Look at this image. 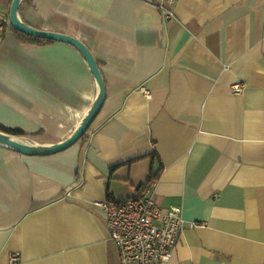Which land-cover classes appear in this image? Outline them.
Segmentation results:
<instances>
[{"label":"crops","instance_id":"0c3cea01","mask_svg":"<svg viewBox=\"0 0 264 264\" xmlns=\"http://www.w3.org/2000/svg\"><path fill=\"white\" fill-rule=\"evenodd\" d=\"M24 18L82 42L106 98L66 151L0 145V264H120L96 204L151 179L161 208L182 207L168 264H264V0H31ZM97 96L69 44L0 38V124L20 139L67 140Z\"/></svg>","mask_w":264,"mask_h":264},{"label":"built area","instance_id":"2783aa9c","mask_svg":"<svg viewBox=\"0 0 264 264\" xmlns=\"http://www.w3.org/2000/svg\"><path fill=\"white\" fill-rule=\"evenodd\" d=\"M157 9L164 19L173 18V12L164 5ZM9 30V12L0 4V38ZM232 91L239 94L242 87L236 84ZM144 93L149 97L147 91ZM155 185L156 179H151L141 194L119 205L96 204L105 215L109 239L118 250L120 264H168L175 253L184 230L182 207L174 202L161 208L154 198ZM10 261L17 263L18 255H12Z\"/></svg>","mask_w":264,"mask_h":264},{"label":"water","instance_id":"95a60500","mask_svg":"<svg viewBox=\"0 0 264 264\" xmlns=\"http://www.w3.org/2000/svg\"><path fill=\"white\" fill-rule=\"evenodd\" d=\"M22 1L23 0H12L11 2L9 11V23L11 29L25 36L40 40L66 43L75 48L82 55L85 63L87 64L90 70L91 75L93 76L96 82L98 89L97 99L91 107L89 113L87 114V116H85V118L83 119L79 127L75 130V132L63 142L51 146H35L24 139L11 137L0 132V145L10 148L19 154L25 156L55 155L71 148L73 145L78 143L81 138L87 133L94 120L96 119L97 115L99 114V111L105 101L106 94L104 83L93 54L82 42L68 35L39 31L25 25L20 20L18 14V9Z\"/></svg>","mask_w":264,"mask_h":264},{"label":"trees","instance_id":"16d2710c","mask_svg":"<svg viewBox=\"0 0 264 264\" xmlns=\"http://www.w3.org/2000/svg\"><path fill=\"white\" fill-rule=\"evenodd\" d=\"M30 3H31V0H23V1L21 2L20 6H19L18 14H19V16L21 17V20H22V22H23L25 25H27V26H29V27L35 29V30H39L38 28H35V27H33L32 25L28 24V23L25 21L26 19L24 18V16H25V12H27ZM16 33H18V34H20V35H22V36H25V35H23V34H21V33H19V32H16ZM25 37H28V36H25ZM29 38H31V37H29ZM32 39H33V38H32ZM95 61H96V60H95ZM96 63H97V61H96ZM97 65H98V63H97ZM0 132L3 133V134H6V135H8V136L15 137V138H25V137L27 136V134H25L23 131H21V130H19V129L7 128V127H4V126L1 125V124H0ZM84 138H85V135L81 138V140H83ZM81 140H80V141H81ZM143 188H144V187H142V188L139 190V193H140V194L143 192V190H144ZM139 193H138V194H139ZM107 197H108V199H107V203H108V204L119 205V204L122 203V202H119V203H118V202H114V201L112 200V198H111L110 195H108Z\"/></svg>","mask_w":264,"mask_h":264}]
</instances>
